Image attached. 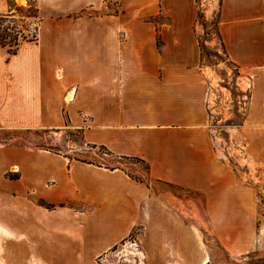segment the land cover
<instances>
[{"label": "crops", "instance_id": "crops-1", "mask_svg": "<svg viewBox=\"0 0 264 264\" xmlns=\"http://www.w3.org/2000/svg\"><path fill=\"white\" fill-rule=\"evenodd\" d=\"M37 4V40L14 55L0 47V127L80 131L86 145L144 162L148 179L0 142L1 235L25 243L27 212L43 219L39 233L53 226L78 243L81 264H99L136 231L142 264H207L205 217L226 250L249 247L256 196L214 144L196 0ZM219 33L248 92L239 134L264 166V0H221Z\"/></svg>", "mask_w": 264, "mask_h": 264}, {"label": "rangeland", "instance_id": "rangeland-1", "mask_svg": "<svg viewBox=\"0 0 264 264\" xmlns=\"http://www.w3.org/2000/svg\"><path fill=\"white\" fill-rule=\"evenodd\" d=\"M10 2L13 9L10 8ZM220 4L221 0H196L198 8L196 32L202 47V66L210 83L209 127L222 159L234 169L240 181L254 192L255 218L251 244L244 251L232 253L216 240L209 219L201 217V237L205 246L202 248L209 255L207 264H264V166L252 160L244 139L239 134L248 92L245 90L246 87H243V76L228 59L222 45L219 35ZM35 10L34 0H9V12L3 15H10L8 21L11 23L4 24V27L32 39L40 23V15H36ZM0 142L31 148H48L98 166L122 168L141 181L148 179V166L144 162L118 159L105 148L86 145L82 140V134L72 129L7 130L0 127ZM169 189L179 196H190L180 188ZM13 213L16 217V210ZM30 215L26 212L25 218L26 221L33 223V233L21 236L27 243L16 244L18 239L15 233L10 232L3 236L0 233V264H81L78 260L80 255L78 243L73 241V244L65 232H56L53 226L42 228L43 232L39 233L35 227L39 222L43 223V219L31 215L33 220ZM139 234L138 231L134 232L113 248L107 259L98 260V263L142 264ZM68 240L72 246L66 244ZM132 241L139 245L140 254L137 256L135 251L129 248Z\"/></svg>", "mask_w": 264, "mask_h": 264}, {"label": "trees", "instance_id": "trees-1", "mask_svg": "<svg viewBox=\"0 0 264 264\" xmlns=\"http://www.w3.org/2000/svg\"><path fill=\"white\" fill-rule=\"evenodd\" d=\"M34 1L36 2L35 14L38 15L39 14V10L37 8V0H34ZM10 8L13 9V6H12L11 2H10ZM19 11H21V10H19ZM8 16H10V15H0V47L4 48V49H7L10 55H14V54H16L19 46L22 43L31 42V41L37 40V38H38V29H37L36 35L32 39L29 38L28 36H24L22 34L20 35L18 32H12V30L9 27H7V28L4 27V24L11 23L10 21H8L9 20ZM219 35H220V33H219ZM199 43H200V47H201L200 40H199ZM222 45H223V43H222ZM223 48H224V45H223ZM201 51H202V47H201ZM78 132H80V131H78ZM102 148H104V147H102ZM44 149H48V148H44ZM70 159L77 160V161H82V162L89 163V164H94L92 162H87V161H84V160H81V159H78V158L70 157ZM109 169H114V168H109ZM41 204L44 205V207H46L48 209L54 208V206H51V205H47V204H44V203H41Z\"/></svg>", "mask_w": 264, "mask_h": 264}, {"label": "built area", "instance_id": "built-area-1", "mask_svg": "<svg viewBox=\"0 0 264 264\" xmlns=\"http://www.w3.org/2000/svg\"><path fill=\"white\" fill-rule=\"evenodd\" d=\"M120 3V0H106V4L107 5H111V6H116ZM129 248L133 249V251H135V255H139L140 254V250H139V245L137 244L136 241H132L129 243ZM127 245V244H126Z\"/></svg>", "mask_w": 264, "mask_h": 264}]
</instances>
